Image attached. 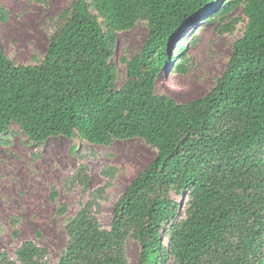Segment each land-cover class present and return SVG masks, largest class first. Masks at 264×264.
<instances>
[{
  "label": "trees",
  "instance_id": "16d2710c",
  "mask_svg": "<svg viewBox=\"0 0 264 264\" xmlns=\"http://www.w3.org/2000/svg\"><path fill=\"white\" fill-rule=\"evenodd\" d=\"M237 7L244 30L211 90L186 104L157 94L159 72L186 71L183 30L205 18L230 33L238 19L222 25ZM55 22L37 64L19 65L0 46V136L15 125L32 146L140 139L156 151L115 203L109 230L93 199L66 222L55 264H126L129 238L139 245L138 264H264V0H72ZM138 22L147 36L139 53L122 59L118 87L117 34ZM75 180L88 189L86 168ZM171 190L186 201L181 219ZM47 255L26 241L15 260L0 254V264H51Z\"/></svg>",
  "mask_w": 264,
  "mask_h": 264
},
{
  "label": "rangeland",
  "instance_id": "374dc122",
  "mask_svg": "<svg viewBox=\"0 0 264 264\" xmlns=\"http://www.w3.org/2000/svg\"><path fill=\"white\" fill-rule=\"evenodd\" d=\"M72 0H0V46L3 53L19 65L39 63L50 36L56 28V17ZM232 32L220 33L217 23L200 18L187 26L181 36L186 47V71L178 74L165 68L158 74L156 93L167 95L179 104L202 98L220 77L229 60L233 43L244 30L242 8L237 7L224 21L234 20ZM147 27L138 22L131 30L117 34V46L111 62L118 68L116 85L125 81L122 59L140 52ZM176 37L169 46L174 56ZM180 37V38H181ZM195 38V44H190ZM0 254L15 260L14 252L23 242L31 241L48 252L47 261L55 264L63 255L68 238L65 225L90 199L96 202L94 215L103 230H109L113 207L126 187L154 159L156 151L140 139L114 141L97 146L78 138H51L43 144L30 145L18 126L7 136H0ZM86 168L89 187L75 180ZM186 193V192H185ZM178 202L177 219L184 216L185 199L170 192ZM168 226L161 224V242L166 244ZM126 264H138L139 245L129 238L125 247Z\"/></svg>",
  "mask_w": 264,
  "mask_h": 264
}]
</instances>
